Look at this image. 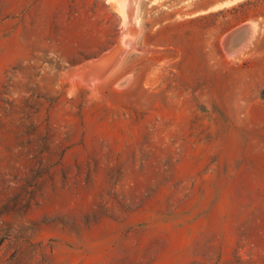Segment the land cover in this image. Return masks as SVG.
<instances>
[{"label": "rangeland", "instance_id": "374dc122", "mask_svg": "<svg viewBox=\"0 0 264 264\" xmlns=\"http://www.w3.org/2000/svg\"><path fill=\"white\" fill-rule=\"evenodd\" d=\"M136 2L0 0V264H264V0Z\"/></svg>", "mask_w": 264, "mask_h": 264}, {"label": "water", "instance_id": "95a60500", "mask_svg": "<svg viewBox=\"0 0 264 264\" xmlns=\"http://www.w3.org/2000/svg\"><path fill=\"white\" fill-rule=\"evenodd\" d=\"M251 32L252 25L250 23H244L233 28L225 37L224 50L229 54L235 52L248 39Z\"/></svg>", "mask_w": 264, "mask_h": 264}, {"label": "bare ground", "instance_id": "6f19581e", "mask_svg": "<svg viewBox=\"0 0 264 264\" xmlns=\"http://www.w3.org/2000/svg\"><path fill=\"white\" fill-rule=\"evenodd\" d=\"M138 2V1H137ZM136 0H112V4L115 7V9L118 11L117 13L120 14L122 21L125 23H129V21L136 20ZM136 22V21H135ZM244 43V42H243ZM246 45V43H245ZM244 47V46H243ZM109 74V73H108Z\"/></svg>", "mask_w": 264, "mask_h": 264}]
</instances>
